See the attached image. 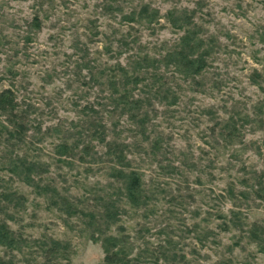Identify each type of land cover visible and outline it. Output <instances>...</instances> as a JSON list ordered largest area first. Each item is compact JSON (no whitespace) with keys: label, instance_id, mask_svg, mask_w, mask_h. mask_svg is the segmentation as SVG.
I'll use <instances>...</instances> for the list:
<instances>
[{"label":"rangeland","instance_id":"374dc122","mask_svg":"<svg viewBox=\"0 0 264 264\" xmlns=\"http://www.w3.org/2000/svg\"><path fill=\"white\" fill-rule=\"evenodd\" d=\"M144 6L145 17L125 20L131 12L139 16ZM183 10L190 15L188 28L195 23L202 38L205 61L189 77L161 59L186 29L179 18ZM145 53L158 59L173 94L167 92L163 102L152 100L147 135L122 134L147 187L158 190L162 182L167 188L159 191L152 213L141 217L126 207L121 215L131 256H139L140 264H163L157 252L174 245L184 262L193 264H264V245L220 228L222 215L230 216L232 209H239V218L264 220V201L238 193L246 189L243 178L255 184L256 174L264 173V0H0V90L15 89L18 103L31 112L35 128L40 126L32 129L31 139L39 140L35 146L53 162L45 181L68 189L79 208L85 191L109 177L75 155L61 156L72 164L57 162L54 148L62 135L69 134L67 143H73L87 104L103 111L97 102L108 95L107 74L127 66L129 56ZM5 117L0 112V119ZM232 122L238 129L225 135L223 124ZM131 123L136 126L122 117L118 128ZM154 139L158 150L151 149ZM93 144L102 152L103 144ZM2 156L0 146V220L14 231L21 248L10 253L0 245L4 264H105L101 240L91 238L82 216L49 205ZM19 194L22 204L15 206ZM44 239L59 240L66 258L44 259L38 245Z\"/></svg>","mask_w":264,"mask_h":264},{"label":"trees","instance_id":"16d2710c","mask_svg":"<svg viewBox=\"0 0 264 264\" xmlns=\"http://www.w3.org/2000/svg\"><path fill=\"white\" fill-rule=\"evenodd\" d=\"M144 12H148L145 6L140 9L139 16H135L131 12L124 17L125 20L139 21L146 16ZM171 14L172 11H169L170 16ZM188 16L190 15L184 10L180 11L179 18L184 19L183 23L186 29L179 37L177 45L169 47L161 57L165 63H163L164 66L168 67L166 63L173 64V70L186 77L199 73L205 65L204 50L201 52L202 38L198 36V30L193 28L195 23H191L188 28L187 25L190 22ZM123 41L124 44H128L126 40L123 39ZM132 41H135V38ZM158 62V59L145 53L129 56L127 66H116L113 69V74H107L106 82H108L109 92L107 97H102L105 102H97L102 106L103 111L100 107L98 110L95 109L96 104H87L83 108L87 111L85 114L87 117L77 133L78 136L72 140L73 143H67L68 134L66 137L62 135L63 139H60V142L56 144L52 159L57 157V162L64 161L72 164L69 159L75 155L82 164L87 165V168L92 169L97 166L100 171L105 173L106 177H109L106 184L100 187L94 186V188L85 191L87 195L84 200L77 201V203L84 202L82 208L73 204V201L69 199L68 189L52 186L45 181L46 178L43 174L53 162L46 160L40 152L41 148L35 146L39 140L35 141L30 136L32 129L39 131L40 126L37 124L38 127L35 128V124L30 118L31 112L18 103L15 89L7 87L0 90V112L6 115L3 120L0 119L2 157H5L6 161L9 160L10 170L23 175V180L31 185L38 194L44 196L49 201V205L58 206L57 209L65 211L70 216L78 214L82 216V223L85 228L90 230L91 238L101 240L105 253V264L141 263L139 256H131L132 246L129 238L124 234L125 226L123 222L121 223V215L125 212L126 207L133 211H140L141 217L152 213L154 202L160 195L159 191L165 192V188H167L162 182L158 190L155 187H147L143 170L134 166L129 159L130 144L125 141L126 138L122 134L123 131L127 133L138 131L142 135L146 134L147 121L151 118L148 108L152 107V100L163 102L173 94V91H170L172 86L169 80L159 72ZM174 101L171 100L169 103L172 104ZM104 104L107 105L106 111L103 109ZM122 117L134 122L136 126L133 123L122 124L121 129L118 128ZM107 119L112 120L113 123L108 125ZM222 127L225 129V135L228 136L233 135L234 130L238 129L235 122L228 125L224 123ZM93 141L103 144L102 152L94 148ZM152 145V150L160 148L156 139L153 140ZM76 148L78 151L73 154V150ZM62 155L68 156L69 161L61 160ZM256 176L258 182L255 184L248 183L247 179H242L246 189L238 192L240 197L246 198L247 195L252 194L264 201V173L261 172ZM253 185H257L256 190ZM61 190H65L66 194ZM229 192L232 199L236 198L233 186L229 188ZM165 196L168 197L167 194H163V198ZM20 198H22L21 194L18 195L15 206L22 204ZM89 199L91 204L87 202ZM168 201L170 202V200L166 202ZM238 207L236 206V208ZM3 208L4 205L0 208V212L3 211ZM238 211L239 209H232L230 216L222 215L221 230L242 232L248 241L255 242L260 247L264 245V220L250 221L248 217L242 216L239 218ZM14 234L8 224L0 220V245L10 248V253L12 250L21 249ZM60 244L57 239L49 241L44 239L39 241L38 245L44 253V259L50 261L52 257L59 254L60 258H66L62 256L64 248L60 247ZM162 249L159 254L157 252V257H155L156 259L162 258L163 264H193L188 261L184 262L186 260L184 254L176 252L174 245H165ZM0 263L4 264L2 258H0ZM213 264L226 263L215 262Z\"/></svg>","mask_w":264,"mask_h":264}]
</instances>
